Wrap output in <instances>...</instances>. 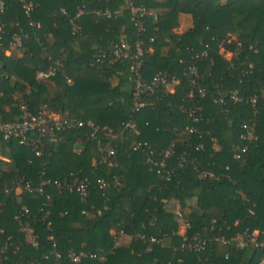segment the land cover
Returning <instances> with one entry per match:
<instances>
[{
  "label": "trees",
  "instance_id": "obj_1",
  "mask_svg": "<svg viewBox=\"0 0 264 264\" xmlns=\"http://www.w3.org/2000/svg\"><path fill=\"white\" fill-rule=\"evenodd\" d=\"M27 1L25 15L18 0H0V124L15 122L23 103L32 113L44 107L99 131L93 137L86 126L33 132L32 140L41 141L33 145L0 133V264H70L69 255L80 253L79 264H257L258 253L225 248L212 237L215 227L225 236L264 231V0ZM128 3L147 10L142 32L129 20ZM81 6L120 15H82L73 33L60 10L71 17ZM182 20L189 26L183 29ZM13 34L25 38L21 48L9 50ZM120 35L129 54L136 41L145 50L143 82L167 76L166 84L141 95L146 107L136 113L129 58L95 62ZM190 66L198 75L191 86L183 77ZM49 69L53 76L36 78ZM230 91L241 102L232 103ZM195 107L201 119L193 124L186 112ZM126 121L133 130L122 128ZM242 125L252 128L255 140L240 138ZM187 126L194 133H184ZM107 130L116 134L111 166L97 164ZM170 145L172 154L159 168ZM73 175L88 182L82 200L64 189ZM114 177L117 184L101 196L95 180ZM26 182L45 184L40 194L12 190ZM23 224L35 247L27 244ZM195 236L206 240L203 251L182 250ZM52 245L58 259L49 255Z\"/></svg>",
  "mask_w": 264,
  "mask_h": 264
},
{
  "label": "built area",
  "instance_id": "obj_2",
  "mask_svg": "<svg viewBox=\"0 0 264 264\" xmlns=\"http://www.w3.org/2000/svg\"><path fill=\"white\" fill-rule=\"evenodd\" d=\"M21 4V9L25 15L31 10V5L27 0H18ZM102 1V0H100ZM2 4L0 3V8ZM127 11L129 14V20L132 23V26L137 30V32L143 31V18L147 14V10L143 6H134L132 3H128ZM60 14L68 18V22L72 27V32L76 33L78 28L73 24V21L79 19L82 15L85 14H95L102 16L105 19H111L113 17H117L120 15L118 10L111 12L107 8H103L101 10H94L85 6H81L77 8L74 14L69 17L64 10H60ZM1 24H0V33H1ZM24 35L13 34L7 44L9 50L19 49L22 47ZM152 41V40H150ZM128 45L125 43V36L120 35L118 42L112 44L108 52L100 51L95 57L96 63H102L106 61L108 64H113L116 61H121L124 58H129V72L131 74L132 83L134 86L133 93V103H132V113H136L139 110L146 107V103L141 100V95L146 92H151L156 86L161 84H166L167 76L165 74H156L152 77V79L145 83L142 81L140 77V69L142 67V56L145 53V50L141 48V42L136 41L134 43V51L129 54ZM54 75V69H49L46 71H39L36 73V78L39 80H45ZM183 77L188 81V84L194 85L196 80L198 79L197 70L194 66L188 67L184 73ZM171 83H174L171 80ZM71 84V82H68ZM198 93L202 95V91L198 90ZM229 99L232 103L241 102V98L238 96L236 91H230ZM260 97H264V92L260 94ZM255 97L249 99L252 102ZM18 110V117L15 122L0 124V133H2L4 138H14L17 139L19 145H28V144H41L40 139L37 137L35 140H32L31 135L33 132H38L40 135L51 132L58 131L63 129L64 127H72L82 128L84 126L88 127L92 130L90 137H93V134L99 131V128L94 126L91 122L87 121L85 123L72 121H63L59 116L55 114H49L45 111L44 107H41L40 110L36 113H32L28 110L25 104L20 103L16 106ZM200 108L195 107L194 109L190 108L186 112V117L192 122L196 124L200 121ZM123 129L133 130L134 124L130 121H126L122 124ZM243 134L240 136L242 140L245 141H253L255 138L252 134V128L247 125H242ZM183 132L186 134L194 133V129L192 127H185ZM105 136L109 139L106 141L101 148H99V157L97 160L98 165H106L111 166L114 160V150L111 145L112 141L116 138V134L111 130H107L105 132ZM139 146V145H137ZM214 148V146H213ZM196 150H201L202 146L196 145ZM240 152H244V148L240 149ZM39 152H36L38 155ZM172 154V145H170L167 149L162 152V159L159 163V168H162L165 165V160ZM234 159H238L239 155L237 153L233 156ZM179 162H184V153L179 156ZM199 177H209L212 178L213 175L211 173L205 171L198 172ZM118 182L117 178H112L111 183L104 180L103 178H97L95 180V184L97 189L100 191L101 196L104 195L105 191L108 187L116 185ZM45 182H41L38 185H32L28 182L23 184H16L14 190L15 193H19L20 190H24L31 194H40L42 192V186ZM87 187L88 182L86 179H80L77 175H73L69 182L65 185L64 189L68 193H76L81 200L84 199L87 195ZM178 216H180L178 214ZM215 221H211L210 229L214 228ZM216 232L212 237V240L219 243L221 246L225 248H233L235 251L242 250H250L259 254V259L257 264H264V231L252 230L247 231L244 230L241 233H237L230 236H225L222 233L221 227H215ZM188 229V226L185 224L181 229L180 233L184 234V231ZM22 230L24 232V236L27 244L32 247H35V238L32 233V230L26 225H22ZM225 231H228V228L225 227ZM1 233V230H0ZM117 236H122L121 232L117 233ZM150 243H157V240L154 238L150 239ZM206 245V240L198 237H191L189 240H184V243L181 246V249L190 253H197L203 251ZM49 255L53 256L55 259L59 258V254L54 252V245H52V249L49 252ZM81 257H84L83 254L78 255H69L70 264H79ZM90 257L94 258V255H90ZM224 259L228 258V252H225L223 255ZM100 261L103 260V257L98 258ZM157 264H170V263H157Z\"/></svg>",
  "mask_w": 264,
  "mask_h": 264
},
{
  "label": "rangeland",
  "instance_id": "obj_3",
  "mask_svg": "<svg viewBox=\"0 0 264 264\" xmlns=\"http://www.w3.org/2000/svg\"><path fill=\"white\" fill-rule=\"evenodd\" d=\"M183 22H185V23L187 22V23H188V20H183ZM178 30H179V29H178ZM178 30H177V31H178ZM229 57H230L229 53L224 54V58H225V59H229Z\"/></svg>",
  "mask_w": 264,
  "mask_h": 264
},
{
  "label": "crops",
  "instance_id": "obj_4",
  "mask_svg": "<svg viewBox=\"0 0 264 264\" xmlns=\"http://www.w3.org/2000/svg\"><path fill=\"white\" fill-rule=\"evenodd\" d=\"M182 24H183V25H182V28H183V29H184L185 27H188V26H189V23H187V22L185 23V22H183V20H182ZM182 28H180L179 30L181 31ZM179 30H178V31H179Z\"/></svg>",
  "mask_w": 264,
  "mask_h": 264
}]
</instances>
